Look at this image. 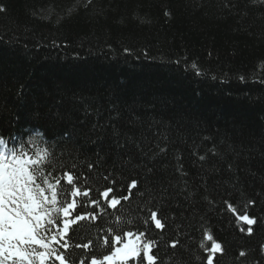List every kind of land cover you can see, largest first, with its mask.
Instances as JSON below:
<instances>
[{
	"label": "trees",
	"instance_id": "16d2710c",
	"mask_svg": "<svg viewBox=\"0 0 264 264\" xmlns=\"http://www.w3.org/2000/svg\"><path fill=\"white\" fill-rule=\"evenodd\" d=\"M0 137L89 191L69 264H264V0H0Z\"/></svg>",
	"mask_w": 264,
	"mask_h": 264
},
{
	"label": "snow or ice",
	"instance_id": "6c2138e0",
	"mask_svg": "<svg viewBox=\"0 0 264 264\" xmlns=\"http://www.w3.org/2000/svg\"><path fill=\"white\" fill-rule=\"evenodd\" d=\"M29 151L31 150L26 149L22 143L17 147L10 139L0 137V264H49L50 261L69 264L70 258L66 257L72 247L69 233L74 235L79 222L89 218L86 213L77 214L73 218V212L77 208L75 197H87L89 191L81 192L79 188H75L70 193L58 192L61 180L52 174L49 149L36 152L35 158L29 155ZM64 175L67 185L72 186L73 174L66 172ZM135 186L133 181L132 187ZM112 191L109 188L102 195L108 198ZM60 196H71L73 199L71 202L62 201ZM92 203L96 204L98 201ZM119 203L120 200L113 197L109 206L115 208ZM227 207L236 211L231 204ZM156 216V212L150 213L156 228H163L164 225ZM238 219L246 222L247 234L252 235V226L257 224V219L247 214L240 215ZM127 235L131 236L132 233L128 232ZM116 239L120 240V237ZM207 240L213 243L210 248L205 249L208 252L206 264H214L215 257L218 253L223 254L224 248L220 242L213 240L211 234L207 235ZM90 243L77 244L75 247L87 249ZM154 243L149 240L144 245L149 253L147 259L150 264H157V256L151 254ZM172 247H176V242H173ZM201 247H204L203 242ZM244 255V252H240V256ZM140 256V245L129 242L123 244L122 248H117L113 254L103 256V260L114 264L117 259L126 262ZM80 264H84V261L81 260ZM91 264H98V260L92 258Z\"/></svg>",
	"mask_w": 264,
	"mask_h": 264
},
{
	"label": "bare ground",
	"instance_id": "6f19581e",
	"mask_svg": "<svg viewBox=\"0 0 264 264\" xmlns=\"http://www.w3.org/2000/svg\"><path fill=\"white\" fill-rule=\"evenodd\" d=\"M233 207H234V208L236 209V211H237V208H236L235 206H233ZM228 210H230V209L228 208ZM230 211H231V210H230ZM236 211H235V212H236ZM235 212L231 211V213H233V214H234ZM157 217L159 218L158 214H157ZM156 237H157V238H156ZM156 239H158V236H155V238H153L154 241H155Z\"/></svg>",
	"mask_w": 264,
	"mask_h": 264
}]
</instances>
